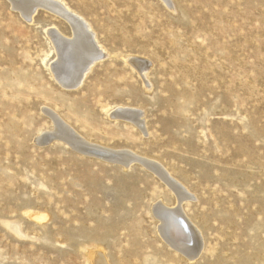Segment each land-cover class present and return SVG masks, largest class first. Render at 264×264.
<instances>
[{
  "label": "rangeland",
  "instance_id": "rangeland-1",
  "mask_svg": "<svg viewBox=\"0 0 264 264\" xmlns=\"http://www.w3.org/2000/svg\"><path fill=\"white\" fill-rule=\"evenodd\" d=\"M60 1L105 54L79 89L50 74L46 31L69 23L0 0V264H264V0ZM50 112L141 160L80 152ZM142 159L189 192L193 260L160 232L157 206L178 199Z\"/></svg>",
  "mask_w": 264,
  "mask_h": 264
},
{
  "label": "bare ground",
  "instance_id": "bare-ground-1",
  "mask_svg": "<svg viewBox=\"0 0 264 264\" xmlns=\"http://www.w3.org/2000/svg\"><path fill=\"white\" fill-rule=\"evenodd\" d=\"M40 8L50 9L57 13L58 16L60 15L69 23L73 30L71 38L63 35L57 28L47 29L46 35L52 45L53 52H51L54 54V60L50 64V70L52 72L50 74H53L52 77H54L64 88L79 89L85 78L92 71L93 67L98 62H101L102 58L104 59L105 54L102 50L103 47L101 48V46L98 45L95 33L90 24L81 17L75 15V13H73L65 3L60 0H21L19 6L24 18L28 20H32ZM135 67L138 69L139 73H141V76L145 78L147 71L146 68L148 67L141 61H135L134 68ZM106 113H109L113 118L130 121L136 127L140 128L142 125L143 129L142 113L135 109L118 107L111 113L110 110L107 109ZM49 114L63 133L64 140L80 152L86 154L97 153L96 155L100 154V156L102 154L108 159H115L116 161L123 163H130L137 159L141 160L132 152L118 153L90 145L83 139L75 136L68 126L57 118V115L53 112H50ZM143 162L161 176V178L172 188L178 199V205L175 206V208H167L163 204L157 206L156 214L162 223L160 232L167 240L169 239V241L175 245L184 247L185 251L188 249V257L193 260L197 255L201 233L186 217L182 208L183 202L190 199L189 192L183 187V185L173 180L169 173L164 171L161 166L154 162H149V160H143ZM94 263L104 264L102 256L98 255L94 259Z\"/></svg>",
  "mask_w": 264,
  "mask_h": 264
}]
</instances>
